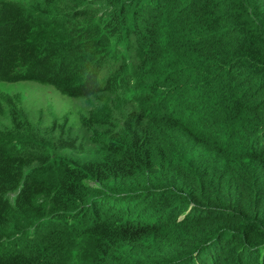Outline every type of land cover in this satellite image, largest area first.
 <instances>
[{
  "label": "trees",
  "instance_id": "16d2710c",
  "mask_svg": "<svg viewBox=\"0 0 264 264\" xmlns=\"http://www.w3.org/2000/svg\"><path fill=\"white\" fill-rule=\"evenodd\" d=\"M90 3L0 0V82L91 99L96 149L75 165L0 132V264H264V0ZM94 15L112 64L79 40Z\"/></svg>",
  "mask_w": 264,
  "mask_h": 264
},
{
  "label": "rangeland",
  "instance_id": "374dc122",
  "mask_svg": "<svg viewBox=\"0 0 264 264\" xmlns=\"http://www.w3.org/2000/svg\"><path fill=\"white\" fill-rule=\"evenodd\" d=\"M12 1L21 4L30 11L33 9H43L44 5L43 0ZM77 1L78 3H76ZM87 1L88 2L85 0L82 2L79 0H59L61 5L68 4L69 8L73 7V10L88 6L91 4L90 2L96 0ZM88 14L91 13L88 12ZM90 21L96 22V25L92 30L94 31V34H85L83 32L79 40L85 41L87 37H90L92 40L90 47H104L105 52L109 57H112V62H114V60L120 55V52H115L116 43L113 40L104 39L103 28L98 24L96 16L94 15L90 18L83 17L75 22L78 25L83 26ZM119 50L122 51L123 49L119 48ZM110 63L111 62L109 61V64ZM127 95L137 96V93L134 94L131 90H127ZM6 98H8L11 103L13 102V106L18 112L17 117L19 121L22 122L18 129L17 126L12 127L13 123H11L9 115L10 105L5 102ZM90 100L91 99L66 97L61 95L55 89L44 85H36L28 82H0V104L2 107L0 132H10V136H12L14 142L21 147H30L32 150L30 153L33 155L41 152V154L50 156V158H63L69 162H74L76 165L77 163L75 162H79L84 158L92 157L96 153L95 147L91 146L88 140L87 134L89 133L84 130L80 124V117L85 113L87 107H89ZM60 126L63 132L69 133L71 137H76V139L79 140L81 147L79 150L73 151L69 149H57L54 147V144L52 143L53 138H48L47 135L57 134ZM51 227H54V225H48L47 229L49 230ZM170 230L171 228L165 229V231ZM154 239H156L154 236H150L148 242H151ZM79 257H83V254Z\"/></svg>",
  "mask_w": 264,
  "mask_h": 264
},
{
  "label": "clouds",
  "instance_id": "9594fccd",
  "mask_svg": "<svg viewBox=\"0 0 264 264\" xmlns=\"http://www.w3.org/2000/svg\"><path fill=\"white\" fill-rule=\"evenodd\" d=\"M110 62H111L110 64L113 63L112 61H110ZM177 104H178L177 101H175V108L178 110V105H177ZM214 127H215V126H214ZM215 129H216V132L219 131L218 128L215 127ZM49 220H50V219H43V220H41V223L48 222ZM35 225H36V224H35ZM35 225H33V227L30 228V229L27 231V233H30V232L33 230V228H34Z\"/></svg>",
  "mask_w": 264,
  "mask_h": 264
}]
</instances>
